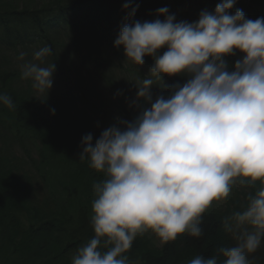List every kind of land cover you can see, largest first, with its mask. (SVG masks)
I'll return each instance as SVG.
<instances>
[{
  "label": "clouds",
  "instance_id": "clouds-1",
  "mask_svg": "<svg viewBox=\"0 0 264 264\" xmlns=\"http://www.w3.org/2000/svg\"><path fill=\"white\" fill-rule=\"evenodd\" d=\"M236 3L220 0L194 22L177 21L167 7L141 22L133 20L138 5L122 6L127 15L114 47L137 70L146 57L152 64L131 84L134 118L116 117L94 143L91 133L81 139L79 160L104 179L92 185L93 237L71 264H142L128 256L137 237L151 234L161 245L185 234L198 240L214 201L226 200L235 186L259 184L246 192L242 210L222 220L234 243L189 262L256 264L254 254L264 246V17L232 12ZM52 54L45 45L31 60L25 52L18 56L21 78L39 94L48 95L53 85L55 63L43 66ZM164 77L185 82L164 89ZM0 105L15 107L2 93Z\"/></svg>",
  "mask_w": 264,
  "mask_h": 264
},
{
  "label": "trees",
  "instance_id": "trees-1",
  "mask_svg": "<svg viewBox=\"0 0 264 264\" xmlns=\"http://www.w3.org/2000/svg\"><path fill=\"white\" fill-rule=\"evenodd\" d=\"M127 2L0 0V53L17 46L48 45L53 50L49 62L55 63L61 74L57 54L61 44L57 38L62 33H71L83 12L87 18L93 12L99 26L105 29L111 23L121 26L127 15L122 6ZM219 2L131 0L133 6H139L133 20L141 22L155 19L154 14L161 7H167L177 21L194 22L202 10L214 11ZM237 9L253 20L264 17V0H237L231 11ZM72 34L66 36L73 40ZM106 41L110 45L114 41L110 33ZM237 58L229 57V64H234ZM145 59L147 67L151 66L152 59ZM0 71V93L11 97L15 105L13 109L0 105V143L4 139L8 146L7 150L0 149V264H71L76 250L93 237L92 185L104 179L88 167L87 161L79 160L80 142L88 132L74 137L63 127L49 124L43 118L46 104L37 102L30 88L20 93L12 88L14 71ZM184 82L181 77H164L161 83L167 89ZM19 141L21 144L29 141L37 154V163L22 164L12 153L13 144ZM258 187L259 184L247 190L233 189L226 200L214 201L202 217L204 235L198 240L185 234L166 245H152L146 235L137 237L128 253L130 260L135 262L139 258L142 264H189L197 255L209 257L219 246H231L234 242L223 231L222 220L242 210L247 203L246 192H255ZM254 255L256 264H264V246Z\"/></svg>",
  "mask_w": 264,
  "mask_h": 264
},
{
  "label": "rangeland",
  "instance_id": "rangeland-1",
  "mask_svg": "<svg viewBox=\"0 0 264 264\" xmlns=\"http://www.w3.org/2000/svg\"><path fill=\"white\" fill-rule=\"evenodd\" d=\"M89 15L92 21L88 20L90 18L84 12L75 21L71 32L73 40L66 36L71 33H62L57 38L61 44L57 54L62 71L60 74L55 68L53 85L48 95L37 93L31 81L21 78L20 65L23 61L18 60L20 52L27 53L25 60H31L32 53L41 46H17L11 51L3 50L0 53V70L16 73L12 88L17 93L30 88L34 99L46 104L43 118L49 124L63 127L74 137L87 131L93 135L95 142L116 117L126 120L134 118L135 113L128 108V103L135 97V89L131 84L146 75L150 66L147 67L146 59L138 70L131 63L124 62L123 49L114 47L121 26L111 23L105 29L102 25L99 26L100 22L94 18L93 12ZM108 33L114 39L111 45L106 41ZM49 61L50 58L47 57L43 66L50 65ZM152 91L154 96L160 94L159 88H153ZM0 149H8L4 139L1 140ZM12 151L21 159L22 164L33 165L38 162L37 154L29 141L13 144ZM238 188L233 187L234 190ZM146 237L152 245H159L153 235L146 234Z\"/></svg>",
  "mask_w": 264,
  "mask_h": 264
},
{
  "label": "bare ground",
  "instance_id": "bare-ground-1",
  "mask_svg": "<svg viewBox=\"0 0 264 264\" xmlns=\"http://www.w3.org/2000/svg\"><path fill=\"white\" fill-rule=\"evenodd\" d=\"M159 243V242H158ZM158 248H159V246H158Z\"/></svg>",
  "mask_w": 264,
  "mask_h": 264
}]
</instances>
